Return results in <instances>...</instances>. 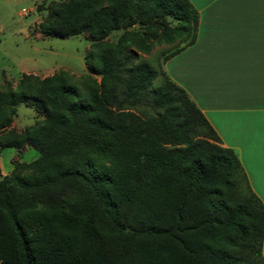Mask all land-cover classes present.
I'll use <instances>...</instances> for the list:
<instances>
[{"label":"trees","instance_id":"16d2710c","mask_svg":"<svg viewBox=\"0 0 264 264\" xmlns=\"http://www.w3.org/2000/svg\"><path fill=\"white\" fill-rule=\"evenodd\" d=\"M198 20L189 0L46 9L41 35L89 37L88 74H23L0 88V149L37 154L0 174V264H264L262 202L163 70L194 43ZM155 44L170 47L159 69L137 60ZM21 104L40 119L16 131Z\"/></svg>","mask_w":264,"mask_h":264},{"label":"crops","instance_id":"0c3cea01","mask_svg":"<svg viewBox=\"0 0 264 264\" xmlns=\"http://www.w3.org/2000/svg\"><path fill=\"white\" fill-rule=\"evenodd\" d=\"M192 4L199 16L195 41L163 70L188 93L221 145L236 153L264 206V0ZM0 174L8 173L0 167Z\"/></svg>","mask_w":264,"mask_h":264},{"label":"rangeland","instance_id":"374dc122","mask_svg":"<svg viewBox=\"0 0 264 264\" xmlns=\"http://www.w3.org/2000/svg\"><path fill=\"white\" fill-rule=\"evenodd\" d=\"M59 1L62 0H0V88L7 84L15 87L23 74L44 78L62 69L76 80L88 74L84 57L91 42L87 35L55 38L45 37L38 31V23L45 17L46 9ZM189 2L192 4V0ZM120 34V31L113 32L106 39L114 41ZM169 48L155 44L148 54L138 53L137 60L159 69L161 52ZM91 77L98 80V77ZM39 119L32 108L21 104L11 128L20 131ZM36 157L30 147L21 153L12 148L0 149V167L9 173L15 161L31 162Z\"/></svg>","mask_w":264,"mask_h":264}]
</instances>
